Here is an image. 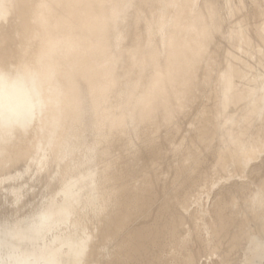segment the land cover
Segmentation results:
<instances>
[{
    "label": "bare ground",
    "instance_id": "1",
    "mask_svg": "<svg viewBox=\"0 0 264 264\" xmlns=\"http://www.w3.org/2000/svg\"><path fill=\"white\" fill-rule=\"evenodd\" d=\"M39 229L264 264V0H0V260Z\"/></svg>",
    "mask_w": 264,
    "mask_h": 264
},
{
    "label": "clouds",
    "instance_id": "2",
    "mask_svg": "<svg viewBox=\"0 0 264 264\" xmlns=\"http://www.w3.org/2000/svg\"><path fill=\"white\" fill-rule=\"evenodd\" d=\"M21 242L31 245V251L11 248L7 259L0 260V264H65L66 260L76 264L70 249L61 246L56 240L45 243L43 230H37L35 237H24Z\"/></svg>",
    "mask_w": 264,
    "mask_h": 264
},
{
    "label": "rangeland",
    "instance_id": "3",
    "mask_svg": "<svg viewBox=\"0 0 264 264\" xmlns=\"http://www.w3.org/2000/svg\"><path fill=\"white\" fill-rule=\"evenodd\" d=\"M204 258H205V257H204ZM204 258H202V259H203L205 262H203V260H201L203 264H205L206 261H207V259H206V258L204 259ZM208 261H209V262H208ZM208 261H207V264L210 263V259H208ZM202 263H200V264H202Z\"/></svg>",
    "mask_w": 264,
    "mask_h": 264
}]
</instances>
